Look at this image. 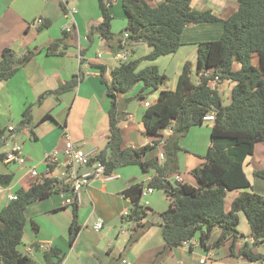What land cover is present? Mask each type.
Wrapping results in <instances>:
<instances>
[{
  "label": "crops",
  "instance_id": "0c3cea01",
  "mask_svg": "<svg viewBox=\"0 0 264 264\" xmlns=\"http://www.w3.org/2000/svg\"><path fill=\"white\" fill-rule=\"evenodd\" d=\"M147 1L152 6L157 5V1ZM89 5L93 10L88 9ZM96 5L100 13H97ZM115 5H120L127 20L121 0H112L111 29L116 19ZM191 5L198 10L211 9L219 18L227 19L238 9L239 1L192 0ZM69 10L76 12L68 14ZM41 17L50 21L48 27L40 28L42 24L37 20ZM101 21L99 0H0V58L3 50L8 47L19 55L27 49L39 51L14 76L0 81V126L6 129L4 137L0 140V154L5 155L13 144L19 143L23 146L28 159L26 165H20L7 162L4 157H0V173L13 175L10 184H0L4 188L0 193V207L8 204L9 193H15L19 187L25 189L30 187L31 182L36 179L29 171L31 166H36L41 174L46 171L44 163L46 152L58 149L61 159L65 160L63 150L67 140L71 139L87 152L99 153L103 150L109 131L110 100L106 93V85L102 82L99 64L105 65L104 78L111 82L112 70L123 61L137 60L139 66L154 64L164 73L166 64L162 65L165 61L161 59L177 56L175 62L177 61L176 66H179V71L176 73V88L184 63L191 61L194 65L195 60L197 67L196 43L206 39H218L223 31V22L220 21L189 24L182 33L183 44L175 53L150 61L143 58L152 51L146 43L129 44L121 50L127 52L126 57L120 58L117 54L121 51L112 52L109 43L97 33L89 35L91 27ZM126 24L119 34H115L119 36L116 41H121L123 44L128 37L124 36ZM67 25H73V30L68 32L66 37L64 28ZM55 41L61 43L59 49L64 53L48 55L45 49ZM93 44L109 49L110 55L103 57L101 52H95L94 56L89 57L88 50ZM193 56L195 59H192ZM113 59L118 61L116 65L111 63ZM254 61L258 63L257 56L253 58ZM240 67V63H234V69ZM80 74L82 76L72 89L57 91L62 84ZM234 85V81L217 84L221 94L228 93V102L225 104L231 101ZM142 87L143 83H138L135 85L134 93L132 90L118 97L120 103L125 98L134 97ZM133 101L136 100L123 103L124 115L120 127L124 146L141 147L153 144L155 139L162 140L153 149L154 152L148 153L146 157L163 153V162L167 157L164 150L165 140L172 134L173 129L167 128L155 138L144 135L142 118L148 107L145 101L148 100L137 99L143 109L132 106L133 111H130L129 104ZM29 106L32 121L22 127L20 123ZM212 125L213 121H205L203 125L193 126L181 138L182 150L178 153L179 169L170 175L171 180L197 183L192 170L205 162ZM9 126H13L14 129L10 131ZM243 165L254 191L264 196V179L255 175L256 170L264 169L263 142L256 143L253 154L246 157ZM87 167L82 166L83 169ZM65 168L64 164L58 165L52 174L62 178ZM154 175L155 171L146 173L138 165H127L117 168L111 173L110 178L95 179L84 187L81 192V202L78 204L77 221L80 229L73 243H70L73 209L72 206L65 204L61 194L30 204L25 211L27 223L23 248L20 249L27 252L28 248H32V253L29 255L40 264H46L45 250L39 247L41 243H47L50 248L56 246L62 249L61 264H263L262 260L250 261L241 255L233 254L230 248L232 241H227L216 248H205L200 244L199 235L195 236L189 245L167 247L161 221L162 213L168 208L170 200L162 189H154L153 193L142 199V203L146 200L149 202L150 211L141 222L148 227L137 241L129 244L136 230V224L124 221V211L130 210L132 206L124 191L134 183H142L144 187H148ZM239 193L240 191H232L228 194V208ZM59 215L66 218L62 226L59 224ZM39 217L42 218L41 221ZM239 217L238 229L246 235V238L236 242V253L245 241L252 243L254 240L250 235V225L245 214L240 212ZM99 219L103 220L104 227L96 230L94 225ZM31 220L36 222L37 230L33 228ZM221 232V228L216 227L208 243L216 241ZM27 237L30 238L28 242L24 241ZM256 251L264 252V244L257 247ZM203 258H205L204 262L201 261Z\"/></svg>",
  "mask_w": 264,
  "mask_h": 264
},
{
  "label": "trees",
  "instance_id": "16d2710c",
  "mask_svg": "<svg viewBox=\"0 0 264 264\" xmlns=\"http://www.w3.org/2000/svg\"><path fill=\"white\" fill-rule=\"evenodd\" d=\"M152 6L147 0H121L127 15L126 32L129 34L125 44L116 41L111 29L113 15L110 11L112 0H99L102 21L91 27L90 33H97L109 43L114 53L129 44L143 42L152 51L143 58L155 60L160 56L175 53L182 42V33L189 24L223 22V31L218 39L197 42V76L192 80L193 65L186 61L178 77L176 88L160 89L167 75L160 72L157 65L139 68L137 60L123 61L112 70V80L104 78L105 65L99 64L102 82L110 100L109 131L107 143L98 153L97 159L105 165L106 174L127 165H138L143 172L155 171L148 186L162 189L170 202L162 213V233L167 247L184 245L199 235L200 244L205 248H216L232 241L231 252L250 261L262 260L264 252L256 251L264 244V196L254 191L244 171V161L253 154L258 142L264 143V0H238V9L227 19H221L211 9L198 10L191 5L192 0H154ZM50 21L45 19L40 28H46ZM68 32L65 33L67 37ZM113 41L114 44L112 43ZM61 43L55 41L48 45V55L63 54ZM39 53L27 49L17 54L12 48H5L0 58V81L8 80L26 66ZM257 56L255 65L253 58ZM240 63L234 69V63ZM80 75L62 84L57 91L72 89ZM217 84L232 80L235 85L231 101L224 104L222 94L211 83ZM138 83L142 89L134 96L120 103L118 97L127 94ZM158 97L145 109L143 114L144 135L158 137L163 130L172 128V134L165 140L167 157L162 162L159 155L146 157L162 140L141 147L124 146L120 121L124 115L123 103L133 99L144 100L149 94L158 91ZM214 113L211 127V140L205 155V162L192 170L197 183L173 182L170 175L179 169L178 153L182 150L180 140L193 126L203 125V117ZM32 121L29 106L20 125ZM6 129L0 126V140ZM1 145V143H0ZM3 158L4 154H0ZM53 168V167H52ZM255 175L264 179V169L256 170ZM11 174L0 173V184H10ZM142 183H134L124 191L131 201L130 214L124 221L134 222L136 230L129 244L137 241L148 227L141 224L148 216L150 208L142 204ZM70 190V183L52 174L42 179L36 178L28 189L15 190L17 198L9 200L0 209V264H40L27 252L20 249L27 223L26 208L35 202L50 198ZM232 191L240 193L227 207V196ZM73 220L70 225V243L77 237L80 226L77 221L78 204L73 203ZM243 212L250 225V243L245 241L238 253L236 242L246 238L238 229L239 213ZM37 230V224L31 220ZM220 227L222 232L213 243H208L212 231ZM46 264H61L63 252L59 247L45 250Z\"/></svg>",
  "mask_w": 264,
  "mask_h": 264
},
{
  "label": "built area",
  "instance_id": "2783aa9c",
  "mask_svg": "<svg viewBox=\"0 0 264 264\" xmlns=\"http://www.w3.org/2000/svg\"><path fill=\"white\" fill-rule=\"evenodd\" d=\"M76 10H69L68 14L75 13ZM38 23L42 24L45 21V18L41 17L38 20ZM73 30V25H67L64 28L65 32H70ZM127 32L124 33V36H128ZM87 38V37H86ZM88 39V38H87ZM127 52L121 51L117 54L120 58H125ZM80 76H82L80 74ZM211 86L215 88L217 86V78L214 79L211 83ZM147 106L150 105L148 101H145ZM215 119L214 113H208L203 117L204 121H213ZM8 129L11 131L14 129L13 126H9ZM63 154L65 155V160L61 159L60 151L58 149H54L46 152L44 156V163L46 164V171L44 173H39L36 166H31L29 171L33 177L42 179L43 177L52 174L55 168L58 165L64 164L65 170L62 173V180L70 183V190L63 191L61 196L65 200V204L71 205L73 203L79 204L81 202V192L89 183H91L95 179H108L111 174H106L105 165L101 163L100 160L97 159L98 153L95 152H87L80 146L76 145L71 139L67 140L65 144V148L63 150ZM159 157L161 160L164 158V154L160 153ZM4 159L7 162H14L20 165H26L27 156L24 153L23 146L19 143L13 144L11 148H9L4 155ZM64 161V163H63ZM82 166H88L86 169L82 168ZM53 167V168H52ZM53 175V174H52ZM4 191L3 186L0 185V193ZM154 189L152 187H143L142 189V199L147 195L153 193ZM9 200H13L17 198L16 193H9ZM144 206H148V200L145 203H142ZM130 214V210H126L123 213V217H127ZM104 227L103 220L99 219L95 225L94 229L101 230ZM192 240L185 241L184 245H189ZM43 250H49L50 246L47 243H41L39 245ZM27 253H32V248L27 249ZM205 261V258L201 260Z\"/></svg>",
  "mask_w": 264,
  "mask_h": 264
},
{
  "label": "rangeland",
  "instance_id": "374dc122",
  "mask_svg": "<svg viewBox=\"0 0 264 264\" xmlns=\"http://www.w3.org/2000/svg\"><path fill=\"white\" fill-rule=\"evenodd\" d=\"M115 7H114L115 8L114 11H116V19L113 21V24H112V26H113L112 32L114 33V35L115 34H119L120 31L125 28V24L127 23V20L125 19L126 16L123 14V11H122V8H120V5H115ZM90 8L93 10V7L92 6H90L88 9H90ZM96 8H97V13H100V10H99L98 5H96ZM117 37H119V36H116L115 35V39L116 40H117ZM205 41H209V40L206 39ZM108 50L109 49L103 48L99 44H93L92 47L88 50V56L89 57H92V56H94L95 52H101V54H103V57H107L108 55H110V53H109ZM176 58H177V56L176 57L169 56V57H166L165 59H161V60L165 61L164 63H162V65L163 64H166V68L164 69L163 72L168 75L167 76L168 79L166 80L165 83H163L162 85H160V89H170V90L175 89L176 73H178V71H179V66L178 67L176 66V62L177 61L175 62V59ZM192 59H195L194 56H193ZM103 60H105V59H103ZM111 63L113 65H116L118 63V61L116 59H113V61H111ZM193 64L194 65H193L192 80L194 82H197L198 76H197V72H196L197 67H196V64H195V60H194ZM254 64L256 65V62L255 61H254ZM144 66L145 65H140L139 68H142ZM108 78H109V76H108ZM223 82L229 83V82H232V81L225 80ZM132 90H133V93H134V91H136L135 86L131 89V91ZM158 93H159V91H154L151 94H149L146 99L148 101H150V102H153L158 97ZM222 94H223L224 104H225V103L228 102V93L227 92H224ZM133 100H136V101H133V102H131L129 104V110L130 111H133L132 106H138L140 109H143V107L139 105L137 99H133ZM205 126H207V124H205ZM152 152H154V150L150 151L149 154L152 153ZM172 181L175 182L174 180H172ZM55 196H57V195H55ZM226 200H227V198H226ZM2 207L3 206H1L0 209H2ZM45 218L46 217H44V220H45ZM58 218H59V224H61V226H62L66 222V218H64L63 215H59ZM38 219L40 221L42 220L41 217H39ZM29 226H30V223L27 224V227L28 228H29ZM24 241H27L28 242V241H30V238L27 237L26 240L24 239ZM20 248L21 249L23 248L22 245L20 246Z\"/></svg>",
  "mask_w": 264,
  "mask_h": 264
}]
</instances>
